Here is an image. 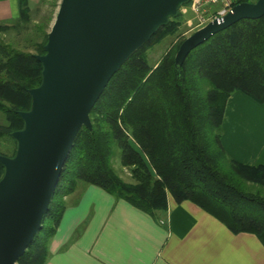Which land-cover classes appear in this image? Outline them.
<instances>
[{
    "label": "trees",
    "instance_id": "1",
    "mask_svg": "<svg viewBox=\"0 0 264 264\" xmlns=\"http://www.w3.org/2000/svg\"><path fill=\"white\" fill-rule=\"evenodd\" d=\"M44 1V0H42ZM255 0H237L236 4ZM181 13L170 19L111 78L91 112L93 128H83L68 156L60 182L36 235L19 264H45L49 243L66 209L65 197L78 183L98 186L118 199L155 215L190 201L234 234L249 233L264 245V165L235 160L222 137L227 103L237 91L264 105V16L243 19L196 47L181 66L175 56L181 41L155 65L148 48L177 33ZM32 20L28 0H20L15 24H0V139L24 127L19 112L29 111V89L42 83L49 27L37 25L36 53L21 51L1 34ZM47 28V29H46ZM38 33V35H37ZM130 169L133 183L115 171ZM0 155H6L0 146ZM0 161V180L4 175ZM50 222L46 226V223Z\"/></svg>",
    "mask_w": 264,
    "mask_h": 264
},
{
    "label": "water",
    "instance_id": "2",
    "mask_svg": "<svg viewBox=\"0 0 264 264\" xmlns=\"http://www.w3.org/2000/svg\"><path fill=\"white\" fill-rule=\"evenodd\" d=\"M191 0H61L48 33L42 83L29 89L32 106L19 112L24 127L11 137L13 156L0 155V264H19L43 221L68 156L111 78L181 6ZM264 16V0L236 4L186 38L175 56L243 19Z\"/></svg>",
    "mask_w": 264,
    "mask_h": 264
},
{
    "label": "crops",
    "instance_id": "3",
    "mask_svg": "<svg viewBox=\"0 0 264 264\" xmlns=\"http://www.w3.org/2000/svg\"><path fill=\"white\" fill-rule=\"evenodd\" d=\"M42 0H28L34 7ZM20 0H0V24L18 19ZM222 143L230 157L264 165V105L237 91L228 100ZM66 209L45 264H264L254 234H234L193 202L150 215L125 199L83 182Z\"/></svg>",
    "mask_w": 264,
    "mask_h": 264
},
{
    "label": "rangeland",
    "instance_id": "4",
    "mask_svg": "<svg viewBox=\"0 0 264 264\" xmlns=\"http://www.w3.org/2000/svg\"><path fill=\"white\" fill-rule=\"evenodd\" d=\"M61 0H44L39 4L31 7V16L32 20L29 23L18 24L16 28H12L8 31H5L1 34L2 38L9 43H12L13 46L21 51H30L36 53L35 43L39 42L41 38L36 36L35 27L37 25H42L43 27H49L48 32L50 31ZM193 1H189L187 4L181 6V26L174 35H169L164 39H161L160 42L152 44L148 48V61L151 66H155L167 53L172 51L174 47L179 44L181 41L188 38L198 29L202 28L205 24L211 22L210 18L213 16L215 10L214 8H220V5L214 6L210 11L197 12L193 8ZM19 17V16H18ZM17 19H11L10 23L15 24ZM200 21H206L205 24L201 25ZM47 29V28H46ZM38 35V33H37ZM0 124H7V118L4 113L0 112ZM0 146L3 149L4 153L7 156H11L14 148V142L9 138L5 137L0 139ZM116 158L114 160V168L116 173L128 183H133L132 174L129 168L124 167L120 163L121 152L119 149H116ZM50 222L46 223V226Z\"/></svg>",
    "mask_w": 264,
    "mask_h": 264
},
{
    "label": "built area",
    "instance_id": "5",
    "mask_svg": "<svg viewBox=\"0 0 264 264\" xmlns=\"http://www.w3.org/2000/svg\"><path fill=\"white\" fill-rule=\"evenodd\" d=\"M193 1V8L197 12H206L210 11L214 8V6L220 5V8H214L215 10L213 16L210 18L209 21H213L214 19H219L224 17L228 12L232 10L235 6V2L237 0H192ZM201 25L205 24L206 21H200ZM208 24V23H207ZM205 24V25H207ZM204 25V26H205ZM202 26V27H204Z\"/></svg>",
    "mask_w": 264,
    "mask_h": 264
},
{
    "label": "flooded vegetation",
    "instance_id": "6",
    "mask_svg": "<svg viewBox=\"0 0 264 264\" xmlns=\"http://www.w3.org/2000/svg\"><path fill=\"white\" fill-rule=\"evenodd\" d=\"M256 1V0H255Z\"/></svg>",
    "mask_w": 264,
    "mask_h": 264
}]
</instances>
